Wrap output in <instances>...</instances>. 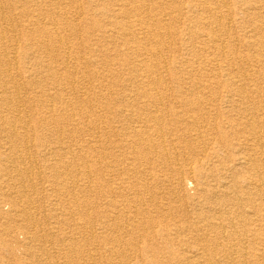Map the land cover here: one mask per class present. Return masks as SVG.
I'll use <instances>...</instances> for the list:
<instances>
[{
    "label": "bare ground",
    "instance_id": "1",
    "mask_svg": "<svg viewBox=\"0 0 264 264\" xmlns=\"http://www.w3.org/2000/svg\"><path fill=\"white\" fill-rule=\"evenodd\" d=\"M65 1L0 0V34L3 36V32L7 33L1 26L8 24L2 23L5 22V18L1 15H6L12 10L18 11L22 19L26 17L22 23L25 25L36 26L44 20L49 25L72 24V19L62 14L58 13L54 17L48 16L50 13L47 14L48 11L54 12L59 9ZM70 1L72 3L74 0ZM179 1L182 0H114L111 8H105L102 6L105 0H87V7L80 6L82 22L85 19L95 23L101 18L102 23L96 30L99 32L98 37H94L96 42L102 39L114 44V35L117 34L125 51L138 52V54L135 61L124 70L132 77L128 80V84L124 85L126 88L123 94L115 101L103 103L102 109L106 115L102 119L97 118L89 122L88 126L91 137L90 148L94 154L91 155V159L94 157L92 161L94 164L92 169L86 168L88 163L86 160L83 161L81 165L83 171L81 172L80 169V175L87 180L92 176L94 192L105 189L107 193L105 206L108 210L103 211L102 204L94 202V207L97 209L95 215H86L87 212L80 210L82 223H76L75 226L88 225L93 221L98 225L99 235L110 239L109 242L105 240L106 244L99 243V237L96 236L97 248L105 254V261L121 262L152 254L167 257L169 264H264V99L261 97L262 99L251 100L252 94L264 96L261 83L264 82V75L255 81L247 74H243L242 79L241 75H238L237 79L226 80L228 89L219 104L211 98L205 99L193 95L195 93L193 91L199 89L193 83L187 84L182 92L179 91L178 93L181 95L183 93L185 97L172 104L167 103L166 96L165 98L158 96L159 91L168 87L166 81L177 84L183 80V77L191 76L189 73L180 76L167 75V79L158 76L155 73L162 61L161 50L153 49L152 55L148 56L150 45L154 44L153 47H157L161 44L158 39L159 33L151 25L157 17L151 14L154 12L151 7L161 2L168 7H174V3ZM192 1L195 2L194 7L197 5L202 13L189 20V23L198 25L200 29L197 33L192 32L191 40H198L199 43L202 40V45H211L214 54L224 58L220 62L225 64L227 69L232 70L239 64L251 61L247 56L230 58L232 53L224 51V43L232 36L227 21H230L231 17H236L237 9L243 10L241 21L248 25L243 30L247 28L250 30L245 39H236L234 42L237 41L245 51L253 50L256 54L254 58L262 60L264 0H258L259 5L257 2L251 3L253 0L235 1L237 3L235 8L231 6L233 0ZM209 1L213 3H208ZM221 7L229 9L223 13ZM177 11L175 7L171 8L170 13L165 16L171 18ZM71 12L73 14V11ZM6 21L10 22V20ZM57 34L58 32L54 30L49 31L34 38L33 40L38 41L32 46L25 44L22 47L24 59L32 55L27 58L29 67L22 73L24 85L19 84L17 75L13 74L14 71L19 70L18 48L12 43L0 44L4 47L0 50V176L3 174L7 178L16 173L15 175H19L23 180L18 186L0 181V204H7L10 207L7 213L0 211V219L6 220L4 225H0V254L4 252L13 255V250L6 248V245L2 246V236L12 237L11 225H13L25 236L23 246L28 251L27 256L30 261L36 256L32 252L36 248L43 255L42 258L46 256L45 246L53 244L54 239L64 252L63 261L62 259L55 261L51 259L54 256H51L50 259L48 258V264H75L82 256L79 254L80 250L78 252L75 248L76 243L81 242L80 239L69 241L64 238V240L59 239L51 234L50 226L48 227L46 223L42 226L39 223L43 219L44 212L39 210L37 205L43 199L41 200L40 195L35 193L32 186L34 168L29 149L32 147V140L34 147H52L54 149L50 148L47 154L48 163L52 165L51 162L55 161L59 171H68L67 169L73 171L75 168L74 172L77 173L76 168L79 164H75L74 159L79 155H74L75 157L70 161L63 162L61 151L73 155L86 146L82 143V147H77L78 151H76L69 145L65 146L60 139L46 145L44 140L46 137L52 136L53 139H57L60 136L52 131L42 135H37L36 132L34 136L30 135L31 123L26 120L25 110L30 100L26 94L27 90L31 92L35 88L39 89L34 97L39 99L43 97L45 100H40L42 102L48 101L44 113L48 115L51 124H56L60 122L62 114L56 115L53 107L56 104L63 105L66 99L64 93L68 92L73 96L80 93L81 88L68 75L70 73L65 69L66 67L58 68L54 73L49 64L43 65L44 61L32 54L35 52L32 51L33 48L36 51L43 49L46 55L70 54L72 48L68 47L69 43ZM2 36L0 41L5 39ZM171 45L169 43L166 48ZM88 63L94 64V61L89 60ZM101 64L107 66L108 62ZM192 67L189 66L190 69ZM211 73L200 71L195 74L203 79H215L219 75L211 76ZM56 74H59L58 79ZM151 74L155 75L151 77ZM139 76H142L140 80ZM87 78L98 79L99 76L96 71L90 70L87 72ZM103 78L105 81H110L113 76L103 75ZM59 79H65V83ZM44 83L55 91L52 97L47 90L42 89ZM101 94L93 92L94 99ZM237 95L241 100L236 102L233 98ZM75 116L79 117L74 112L69 115L79 123ZM66 118L68 116H65ZM218 118H222L221 122ZM99 134L103 136V147L97 144L96 139ZM36 143L39 145L37 146ZM217 143L225 144L226 151L219 152L217 148L220 147ZM103 149L105 152L101 153ZM88 153H85V156ZM101 160H106L103 167L100 166ZM155 169H159L158 173L161 175L156 174ZM66 179L59 182L51 181L55 195L59 196L55 198L59 202L58 207L61 206L59 210L57 209L58 215L63 217L71 215L67 208L65 209V204L82 209V204L86 203L77 200L75 194L68 193L69 189L76 190L78 186L75 174ZM104 179L105 184H103ZM187 181L196 191L193 197L187 194L186 189H182L184 192L180 195L181 189L177 188V185L184 186ZM164 182L170 183L172 193L180 197V205H184V210L173 209L168 202L162 205L150 203V207L146 205L145 197L153 201L159 195L150 191V185ZM89 187L90 182L82 186L83 189L90 190ZM173 194L171 195L174 196ZM86 204V207L89 206L88 203ZM57 210H54V213H57ZM49 212L52 213L50 210ZM159 218L170 219L171 222L166 220L164 224ZM55 219V224H59L58 218ZM63 223L65 218L61 221V224ZM138 236L148 241L150 239L151 243L140 245V241H137ZM87 237L95 238V230L90 228ZM96 255L91 253L88 259L91 261ZM1 256V264H4L5 261ZM13 259L15 263L18 261L20 262L18 264H24L21 259L16 257Z\"/></svg>",
    "mask_w": 264,
    "mask_h": 264
},
{
    "label": "rangeland",
    "instance_id": "2",
    "mask_svg": "<svg viewBox=\"0 0 264 264\" xmlns=\"http://www.w3.org/2000/svg\"><path fill=\"white\" fill-rule=\"evenodd\" d=\"M235 1H239V0H233V5H231L232 8H235L237 5V3H235ZM257 1L258 0H253V2H251V3L256 4L255 2H257ZM113 3H114V0H105V3H103L102 6H104L105 8H111ZM163 3L164 2H161L158 5L151 7L153 9L152 11H154V12H151V14H154L157 16L155 18V21H153L151 23V25H153V28L157 31V33H159L158 39H159V41H161V44L157 47H153L154 44L150 45L148 56L150 57L152 55L153 49L161 50L160 56L162 57V59H161L162 61H161L159 68L156 70L157 72L155 73L158 76L160 75V76H163L167 79V75H179L180 76L183 73H189L191 75L188 77H186V76L183 77V80H181L180 82H177V84H174L172 82H168L165 80V78H163L166 81V85L168 87L165 89H162V91H159L158 96H161V97L166 96L167 97V103L172 104L175 101L184 98L185 97L184 94L182 93V95H181L178 92L179 91L182 92L183 90H185V88L188 86L187 84L193 83L194 85L199 87L198 90L193 91V92H195V93H193V95L195 94V96L202 97L205 99L211 98L212 100H216L217 104H219V102L222 100L221 99L222 96L225 94V91L228 89V86L225 82L226 80L237 79V78H239L238 75H241L240 78L242 79L243 74H247L251 78L253 77V79H252L253 81L262 78V76L264 75V56L261 58L262 60L255 59L254 56L256 54L254 53L253 50L245 51L241 48L240 44L237 41L234 42L236 39H238V40L245 39L244 37L247 35V32L250 30L248 28L245 31L243 30V28H246L248 26L247 23L243 22V20L241 21L243 10L237 9L238 12L236 14V17L235 18L231 17V19H230L231 22L227 21L229 24V27L232 30V36L230 39H228L226 41V43H224V45H225L224 51L225 52L230 51L232 53V55H230V58L243 57V56L246 57L247 56L250 58L251 61L239 64L235 68L230 70V69H227V66L225 64L220 62L224 58H222V57L220 58V57H218L217 54H214V52L211 50V45L204 46L201 44L202 40L200 41V43L198 42V40H191V38H193L192 32L197 33L200 31V29L198 28V25L192 24L191 22L189 23V20L194 19L196 16H198L202 13V10L198 9L197 5H196L197 8H196V6L194 7L195 2L192 0H182V1L174 3L173 6L178 11L171 18L166 17L165 15L167 13H170L171 8H174V7H171V6L168 7L166 4H163ZM208 3H213V2L209 1ZM72 4H74V5H72ZM238 4H240V3H238ZM81 5L83 7H87V5H88L87 0H74L72 3L70 0H66L65 4L60 6V8L62 7L61 9L58 7L59 9L54 10V12L53 11L47 12V14L50 13L48 15L50 17H54L56 14L59 13V14H62L64 16L68 17V18H71L72 24H69L68 26H65V24L60 23V24H54L56 26V27H54V25H49L46 22H44L45 20L43 21L44 23L41 21L42 23L36 24V26L35 25L30 26L27 24L25 25V23L24 24H22V23H23L24 19H26V17L22 19L21 15H19V12L14 11V10L9 11V13H6V15H8V16H6L5 14L1 15L2 17L4 16L3 18H5V22L3 21L2 23H6V24L8 23V24L6 26H1L2 28L4 27L3 29L7 33L3 32L2 33L3 36L0 34V36H2L3 38L5 37V39L0 41V44L3 43L5 45H10V43H12V44L16 45V47L18 48V51L20 52V55L17 58V60H18L17 64H18L19 70L13 72L14 75H17L16 79L18 80L17 82L19 84L24 85L25 80L22 79V77L24 76L22 73L25 71V69H27L29 67V59H27V58L32 57V55H29L28 57H26L24 59L22 57V47H24L25 44L32 46L34 43H36L38 41L37 39L33 40L34 38L39 37V35L46 34L49 31L54 30V31L58 32V34H57L58 36H61L67 43H69L68 47L72 48V51L70 52V54H62L61 53L60 55H58L56 53H52L51 55H46L44 53L43 49L36 51L34 48L32 49V51H35V52L32 54L37 59H39V60L41 59L42 61H44L43 65L49 64V66L52 67V71L54 73H56L55 71H57L58 68L62 69V68L66 67L65 69L68 71V73H70L68 75H70L71 78L74 79L76 85L79 86V88H81L80 93L76 94L74 96L71 94L69 95L68 92L64 93V95H66V99H65V102L63 103V105L56 104V102L52 103L50 101V103L56 104L53 107L55 114L56 115L62 114L60 122L59 123L57 122L56 124H51V121H50L48 115L44 113V107H46L48 105V101H47V103H46V101L42 102L40 100H45L43 97H41L42 99L41 98L39 99V97H34L37 94V91H39V89L35 88V90H33L31 92L29 90H27V92H26L27 96L30 98L29 103L26 104V107H25L26 114H27L26 120L31 123L30 126H31L32 131H30V135L34 136L35 132L37 135H42V134L47 133L48 131L49 132L52 131L55 134L59 135L60 137L57 139H53L52 136L46 137L44 139L46 145L49 143L53 144V141H57L58 139H60V141L65 146L69 145V146H71V149H74L76 151H78L77 147L81 146L82 143H83V145L85 143L84 146H86V147H84V149L82 151L76 152L73 155L67 154V153L61 151L62 157H63L62 158L63 162L68 161V160L70 161L72 158L75 157L74 155H79V157L74 159L75 164H79V166H77L78 169L76 168V171H77V173H76V172H74L75 168L73 169V171L69 170V169H67L68 171H66V170L59 171V168L56 167L55 161L51 162L52 165H50V163H48L49 160H48L47 154L49 153V149L52 147H49V148L47 146H43L42 148L34 147L33 146V140L31 141L32 147L29 149L30 150L29 153L31 155H33V156L30 155V157L32 159V165L34 168L33 169L34 178L31 179V182H32V186H34L35 193L37 195H40L41 200L43 199V201L37 205L39 210L44 212L43 219H41L39 221V223L42 226H44L45 223L48 227L50 226L51 234L52 235L54 234V237H58L59 239L60 238L62 240L65 239L66 241L67 240L69 241L70 239H78V238L80 239L79 241H81V242L76 243L75 248L78 250V252L80 250L79 254H82V256L77 259L75 264H93L94 262H95L94 264H116V263L117 264H163V263L169 264L167 262V257H165V256L164 257L163 256H154L152 254H151V256L148 255V257L136 258V259H131V260L130 259L129 260H122L121 262H117V261H113V260L105 261L106 260L105 254H103V252L97 248L96 236L99 237L98 238L99 243L103 242L106 244V242H109L110 239L106 238V236L104 237V236L99 235V232L97 230L98 225L94 221L88 223V225L84 224L83 226H80V227L75 226L76 223H82V220H81L82 218L79 214L80 210L87 212L86 215H91V216L95 215V211H97V209L94 207V202L99 203V205L102 204L101 208L103 211L108 210V208H106V206H105V203L107 201V198H106L107 193H105V189L96 190L97 192L96 191L94 192L92 176L89 180H87L84 178V176L80 175V169H81V172L83 171V168L81 167V165H83L82 164L83 161L86 160L88 163L86 165V168L92 169V164H94L92 162L94 160V157H93V159H91V155L94 156V154L91 152V148H90L91 137H90L88 126H89V122H91L97 118L102 119V117L106 115L104 109H102L103 103H105L107 101L108 102L115 101V100H117V98H119V96L121 94H123V92L125 91V88H126L124 85L128 84V80L132 77V75L128 74V72H126L124 70L130 66L131 62L135 61L136 55L138 54V52L125 51V48L121 46L122 42L119 39L117 34L114 35V39H113L114 44H111L108 40L103 41L102 39L100 40V42H96L94 40V37H98L97 35L99 34V32L96 30L98 29L97 26H100V24L102 23L101 18L96 20L95 23L89 22L88 20H85V19L82 22L83 17L81 16L82 15L81 10H80ZM257 5H259L258 2H257ZM77 7L78 8L80 7V8L78 9ZM221 9H222L223 13H226L227 9H229V8L224 9V7H221ZM71 11H73L74 15L72 14ZM230 11H232V9H230ZM51 14L53 16H51ZM17 15H18V17H17ZM13 18L15 19V21ZM6 20H10V22L9 21L7 22ZM227 22L224 21V24H227ZM228 24H227V26H228ZM51 27H53V28H51ZM110 29L113 30V28H110ZM166 32H168L169 34H167ZM168 38L171 39L172 41L168 40ZM163 43H164V45H163ZM169 43H171L172 45L166 48V45H168ZM236 46H238V47H236ZM3 48L4 47L0 46V50ZM115 49H116V51H115ZM91 50H93V53H91ZM65 58L68 59L67 62H66ZM63 60H65V61H63ZM81 60H83V61H81ZM89 60L94 61V64L88 63ZM111 60H112V62L109 63V61H111ZM103 62H108V65L105 66V65L101 64ZM163 62H164V64H162ZM66 63H67V65H66ZM73 65H74V67H73ZM191 65L193 66L192 67L193 69L189 68V66H191ZM90 70L96 71L98 73L99 78L98 79L87 78V72ZM214 70H217V71L211 73ZM200 71L202 73H206V72L211 73L212 74L211 76H214L213 74H219V75L215 79L204 78L206 80L205 81L203 78H200L199 75L195 74V73H198ZM232 71H234V73H232ZM74 72H75V74H74ZM58 73H61V72L58 71ZM43 74L46 75L45 72H43ZM155 74H151V77L154 76ZM192 74H194V75H192ZM229 74H231V75H229ZM103 75H105V76L111 75V76H113V79L110 81H105V78H103ZM26 76H27V73L25 74V79L27 78ZM56 77H57L56 79H58L59 74H56ZM141 78H142V76L138 77L139 80ZM211 78H213V77H211ZM29 80H31V79H29ZM59 80H62V79H59ZM62 81L65 83V79H63ZM261 83H262V87L264 89V82H261ZM44 84L42 85V89L47 90L48 94H50L52 97L54 95L55 91L53 89H51L50 87H48V84H46V83H44ZM196 86H195V88H196ZM93 92H100L102 94L97 99H94ZM261 97L264 99V96H262L260 94L259 95L258 94H252L251 100L252 99L253 100L262 99ZM233 99L236 102L241 100L240 96H238V95L235 96ZM88 105H89V108H88ZM39 106H40V108H39ZM92 106H93V108H91ZM68 107H69V109H68ZM86 111H87V113H86ZM70 112L71 113L72 112L77 113V115L79 117L75 116L74 118L79 123H76L73 119H71L69 117V115L71 114ZM64 115L66 117L68 116V118L65 119ZM79 119H80V121H78ZM218 119H219L218 121L221 122L222 118H218ZM85 121L86 122L88 121V122L86 123ZM74 123H76V124L73 125ZM42 129H44V130H42ZM96 140H98V143H97L98 146L103 147L102 146V144H103L102 134L101 135L99 134L98 139H96ZM34 142H37V141H34ZM217 144L220 147V148H217V150H219V152L226 151V148L224 146L225 144H219V143H217ZM36 145L38 146L39 144L36 143ZM52 146H56V145H52ZM52 149H54V148H52ZM103 152H105L104 149H103V151H101V153H103ZM85 153H88V155H87L89 157L88 159H85V157H87V156H85ZM185 155L187 156V154H185ZM105 161L106 160H103V161L101 160V162H100L101 167H103V165L105 164L104 163ZM3 164H4V162H3ZM46 166H47V168H46ZM50 166H54V167H50ZM158 170L159 169H155L154 172L157 171L156 174L161 175V173H158V172H160ZM15 174L16 173H13V175H9V177H7V178L5 177V175L3 176V174H2L0 176V181L3 182L4 184L7 183L11 186L13 184H17V186H18L19 185L18 183H20L23 180L21 178H19L20 177L19 175H15ZM72 174H75V178L77 180L78 186H77L76 190L71 189L72 190L71 191L69 189L68 193L69 194L72 193L73 195L75 194V197L77 198V200L84 201V202L88 203L89 206L86 207L85 205H87V204L84 203V204H82V209H80L77 206L70 207L69 204L67 203L64 205V207H65V209L67 208L68 212H70L71 215H67L66 217H63L61 215L59 216L58 210H59V207H61V206L59 205V207H58L59 202H57L55 200L56 196L57 197H59V196L55 195L56 193L54 190V186L51 185V183L53 181L59 182L60 180H67L66 178H68ZM38 175L41 176L42 178L39 177ZM187 177L188 176H185V178H187ZM103 178H105V177H103ZM105 179L103 181V184L106 183ZM89 182H90V187H89L90 190L83 189L82 186L88 184ZM180 185L181 184H179V186L177 185V188L179 190L181 189L180 195H182L184 192V191H182V189H186L187 194L190 197H193L195 195L196 191L192 188V184H190L188 181L184 184V186H180ZM150 186H151V188H149L150 191H154V192L158 193L159 195L153 201H152V199L148 200V197L144 198L145 203L148 207L151 206L150 203H152L154 205H157L159 203V205H162V204H165L168 202V203H171L170 206L173 209L184 210V208H185L184 205L183 206L180 205L181 204L179 201L180 197H178L176 194L172 193V191H171L172 188L170 186V183L164 182L162 184H154V185H150ZM171 194H173L174 196H172ZM177 198H179V199H177ZM9 209H10V207L7 204H0V211L7 213V212H9ZM53 209L54 210L58 209L56 211L57 213H54ZM49 210L52 213H50ZM56 217L58 218L57 220L59 221V224H55V222H56L55 218ZM64 218H65V223L61 224V221ZM166 220L167 219L164 220V219L159 218V221L163 222L164 224H165ZM4 222H6L5 219H0V225L1 224L4 225ZM167 222H171L170 219H168ZM11 227H12L11 232H13L11 234L12 237L6 238L5 236H2V238H3L2 239V241H3L2 246L4 247L6 245L5 246L6 248L13 250V255H12L13 257L10 256L8 253L7 254L4 252L1 253L0 256L2 255L1 257H3V260L5 261L4 264H18V263H20L18 261L16 263L13 261L14 260L13 258H15V257L24 261L23 262L24 264H48V261L50 259L49 257L54 256V258H51V259L58 261V260H61L62 257L64 256L63 255L64 252L62 251L60 244H58L53 239V244H51V245L48 244L45 246V248L47 250L46 256H44L42 258L41 256H43V255H41V252H39V250H37V248H36L32 251L36 256L32 257L31 261H30L29 256H27L28 251L23 246L24 238H25L24 234L16 226L11 225ZM90 228L95 230V238L90 237V239H89V237H87V233H88ZM155 229H157V228H155ZM105 240H106V242H105ZM137 241H140V243H139L140 245L145 244V243H147V244L151 243L150 239L148 241L147 239H141L140 237L137 238ZM157 243L160 245L159 241ZM248 251H250V250H248ZM91 253H95L97 255L95 256L94 259H91V261H90L88 259V255ZM37 257L39 260L37 259ZM61 261H63V259ZM0 264H1V261H0Z\"/></svg>",
    "mask_w": 264,
    "mask_h": 264
}]
</instances>
